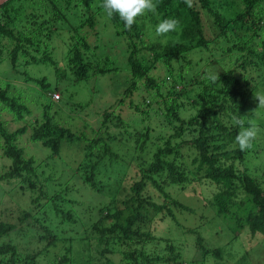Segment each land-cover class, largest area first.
Wrapping results in <instances>:
<instances>
[{
    "label": "trees",
    "instance_id": "16d2710c",
    "mask_svg": "<svg viewBox=\"0 0 264 264\" xmlns=\"http://www.w3.org/2000/svg\"><path fill=\"white\" fill-rule=\"evenodd\" d=\"M155 2L156 11L138 17L130 30L125 29L118 14L107 16L102 0L97 7L91 0H7L0 5V53L7 52L14 69L25 56L30 58L27 64L54 66L57 78L66 75L67 69L57 66L50 46L63 30L67 31L66 39H62L67 44L65 58L73 73L68 75L72 79H88L91 74L104 75L119 69L109 55L97 53L100 45L92 44L88 38L89 30L93 29L96 41L100 40L98 16L105 13L116 37L125 46L126 65L123 67L130 79L118 102L125 104V98L130 97V107L146 121L142 131L135 130V145L145 150L148 141L158 144L152 160L139 171L141 175L137 174L140 178H133L129 189H122L125 197L117 199L115 196L121 190L110 189L106 184L113 180L119 185L122 171H116V178L106 181L98 175V167L106 155L113 164L119 157L110 143L115 139L110 135V123L125 127V122L110 109L103 113L100 131L107 135L88 140L85 160L78 165L80 171H73V175L79 173L84 187L93 193L111 195L110 200L96 210V220L86 224L81 232L76 225L77 218L67 206L70 200L65 194L69 189L57 190L58 184L52 175L42 180L41 175L46 170L39 171L35 158L27 157L19 144L20 135L31 131V139L41 141L57 156L65 142L87 139L85 134H78L56 119L62 107L48 94L60 93L61 83L47 76L33 77L28 70L21 74L40 84L36 92L47 99L43 112L31 121L26 118L31 112L27 103L19 94L11 93V82L0 79V114L7 110L17 121H25L22 127L11 131L0 120L3 156L11 160L0 180L19 181L22 188L29 190L34 206L23 211L18 223L0 219V264H212V260L221 264H252L246 252L230 258L224 255L223 245L209 247L201 236H196L194 244L189 246L201 253L200 261L186 255L175 242L162 248L147 224L167 204L154 201L145 192L152 184L169 197L164 189L166 184L185 187L205 178L218 186L214 206L221 217L229 219L230 232L225 233L232 238L230 248L238 236L235 228L242 229L246 224L252 237L264 233V185L252 172L264 171L255 162L259 157V141L256 136L250 149L240 151L235 137L241 129L233 120L234 116L240 117L245 121L244 127L255 124L254 109L250 108L255 106L254 95L264 86L256 75L264 73V40L258 48L253 41L264 28V0H191V7L185 0ZM167 18L179 22L177 30L157 36L156 25ZM247 33V40H240ZM173 36L181 42L177 45L170 39L172 46H168L166 41ZM228 60L231 62L227 65L224 62ZM162 63L167 68L165 79L153 72ZM222 65L224 69L215 70ZM205 74H218L219 78L212 81L205 78ZM136 95L142 96L143 101L152 98L155 102H136ZM184 96L191 99L192 108L189 102L182 100ZM52 109L56 110L52 112ZM187 112L189 115H184ZM160 115L163 120L158 119ZM153 117L165 126V131L154 134L158 135L156 138L152 132L158 124L152 125ZM259 119L264 120H256ZM186 147L195 152L192 163L197 167L194 170L187 164ZM95 149L98 158L93 161ZM202 172L203 176L198 179L197 174ZM173 201L179 207L190 209ZM237 204L246 206L242 208L244 214L232 211ZM166 208L168 214L176 218L172 208ZM49 212L55 213L56 223L48 216ZM23 222L27 227L20 229ZM65 225L71 226L74 235L68 234ZM13 232H17L19 240ZM153 243L156 245L153 248L148 246Z\"/></svg>",
    "mask_w": 264,
    "mask_h": 264
},
{
    "label": "rangeland",
    "instance_id": "374dc122",
    "mask_svg": "<svg viewBox=\"0 0 264 264\" xmlns=\"http://www.w3.org/2000/svg\"><path fill=\"white\" fill-rule=\"evenodd\" d=\"M91 1L95 7L101 5V0ZM98 17L100 24H98L97 27L101 34L100 40L96 41L93 29L89 30L88 38L92 44L97 43L100 45V49L96 50L97 53L103 56L109 55L114 61V65L119 67V69L110 71L104 75L91 74L88 79H72L71 76H68L73 75V73L65 58L67 54V44L64 43L62 37L64 40L66 39V30L61 31V36L58 35L59 37H57L52 46H50L53 58L57 61V66L61 69L64 67L67 69V74L59 76L58 78L55 75L54 66L40 63L27 64L25 62L30 58L25 56L21 59L22 62H20L17 69H14L9 63L7 52L0 53V79H3L5 83L11 82L13 85L11 93L16 95L19 94L21 99L29 106L31 112L26 114L27 120L33 121L37 115L43 112V104L47 102V99L36 92L37 89H40V84L35 81L27 80L25 76L21 75L25 70H28L33 77L43 78L47 76L49 80H59L61 83L59 92H62L60 99L53 95L56 91L48 94L54 102L59 103L62 107L57 113L56 119L72 128L78 134H85L87 137L86 140L80 142H65L60 155L57 156H53L52 150L49 147H45L41 141L31 139V131L19 137V144L24 148L25 155L35 158L39 171L46 170V173L41 175V179L44 180V178L52 175L58 184L57 190L65 187L69 189L65 194L66 198L70 200L67 206L77 218L78 222L76 225L79 226L81 232L85 230L86 224L96 220V210L103 203L109 201L111 195V193L106 194V196L93 193L91 190L84 187L83 178H81L79 173L73 175V171H80L78 165L81 161L85 160L86 144L88 140L105 134L104 131H100L103 113L107 109H110V111H114L117 115L123 117L125 122V127H116L110 123V135L112 137L115 136V139H112L110 143L112 144V150L117 153L119 157L113 164V162L110 163L111 159L109 155H106V159L98 167V171H100L98 175L102 180L104 179L106 181L117 176L116 171H122V174L119 176L122 182L119 185L113 180L106 184L110 189L116 188L121 190V192L115 196L117 199L121 200L125 197L126 192H122V189L127 188L128 190L133 182V178H140L141 174L139 171L141 169L143 170L144 167L148 165V162L152 160L153 151H155L158 145L148 141L145 150H141L138 145H135L133 139L135 130L139 129L142 131L146 121L141 119L142 115L140 113L130 107V97L125 98V104L118 102V98L122 96L124 89L130 84L129 74L123 67L124 64L126 65V53L123 51L125 46H123L124 44L120 38L116 37L115 29L106 14L104 13ZM260 31V36L253 41L254 46L257 48L261 46L264 40V28ZM248 37L249 33L244 34L240 40H247ZM170 39H173L172 43L175 42L177 45L181 42L180 38L173 36L166 41L168 46H172L169 41ZM229 62L231 61L228 60L224 63L228 65ZM164 65L163 63L159 64L157 66L158 68L153 71L157 77L163 79L167 77V68ZM232 65L234 64L232 63ZM224 68L225 65H222L215 68V70L217 71ZM211 69L209 66L208 70L211 71ZM262 69H264V66ZM256 75L259 81L264 83L263 71L261 74L256 73ZM258 93L264 94V86L261 85V91ZM182 100L189 102L190 108L194 106L191 99L186 96H184ZM135 101H143L142 96L136 95ZM145 101L146 103L150 101L152 104L155 102H153L152 98H148L147 100L144 99L143 102ZM254 103L255 106L251 107V110H255L258 106L257 100H254ZM55 110L56 109H52V112ZM195 111L196 110L193 111L192 109V112ZM162 113L163 112H159V114ZM184 115H189V113H184ZM159 117L158 119L163 120V115ZM257 118H264V108H257L253 113L252 119L255 123L254 126L258 130L257 140L259 142H257L260 148L259 157L255 159V162L261 169H264V137H260V134H264V120L259 119V121H257ZM153 119L155 121L152 122V125L158 124L155 126V131L152 132L153 138H156L159 132L165 131V126L163 123H158L155 117H153ZM0 120H2L11 131L22 127L25 123V121H17L15 116L7 112V110L1 111ZM155 122H157V124ZM127 124H129L128 127H126ZM258 126H260V128ZM154 134L158 135L155 136ZM3 145L4 140L0 135V175L11 163L8 157L3 156ZM95 151L96 154L93 157V161L98 158L97 149H95ZM184 154L187 164L194 170L197 167V165L192 163L195 152L186 147L184 148ZM252 172L264 185V171H259V169H257V171ZM197 175L199 179L203 176V172ZM110 176H112V178ZM164 189L169 194V197H166L163 192L159 191V189L152 184L148 185L145 192V194L150 195L154 201L160 204H167V206L163 208V211L154 215L153 221L147 224L150 225L148 228H151L153 234L157 237L156 241L159 242L158 244H161L162 248L170 242H175L181 245L186 255L192 256L195 259L197 258V261H200L201 253L198 250H192L189 246L194 244L196 236H201L203 238V243L209 247L223 245L225 247L224 255H230V258L235 255V257H239L246 252L252 264H264V233L252 237L246 224L242 229L233 228L238 233V236L237 239L233 241V247L230 248L232 238L225 233L227 231L230 232L227 226L229 219L221 217L217 208H215L216 206H214L215 196L218 192V186L215 183L202 178V180L192 181L185 187L179 184H166ZM29 194V190L22 188L19 181L0 180V219L18 223L20 221L19 216L23 214V211L34 208ZM173 200L185 204L190 207V209L177 206ZM166 207L172 208L176 218H172L168 214ZM242 208H246V206L240 207L239 204H237L232 208V211L235 210L244 214ZM54 214L53 212H49L48 216L56 223L57 218ZM19 227L20 229L27 227L26 222L20 224ZM70 227L69 225H65L68 234L74 235V230ZM13 233L19 240L17 232ZM155 243L148 246L153 248L156 246ZM93 245H96V242H94ZM229 251H232V254H230ZM115 259L119 260L118 257H115ZM41 260L44 262L46 258L45 260L41 258ZM211 263L221 264L220 261L216 262L215 260H212Z\"/></svg>",
    "mask_w": 264,
    "mask_h": 264
},
{
    "label": "clouds",
    "instance_id": "9594fccd",
    "mask_svg": "<svg viewBox=\"0 0 264 264\" xmlns=\"http://www.w3.org/2000/svg\"><path fill=\"white\" fill-rule=\"evenodd\" d=\"M185 3L191 7V0H185ZM101 6L108 17L118 14L120 20L124 23L125 29L128 30L136 23L138 17L148 12L154 13L157 8L155 0H102ZM178 25L179 22L175 19H163L155 27L156 35L163 36L169 32L176 31ZM205 78L215 81L219 78V75L208 76V74H205ZM254 99L258 101L257 108H264V94L257 93L254 95ZM233 120L241 129L235 137V143L238 145L240 151H246L252 147V142L258 134V130L254 125L244 127L245 121L240 117L234 116Z\"/></svg>",
    "mask_w": 264,
    "mask_h": 264
},
{
    "label": "built area",
    "instance_id": "2783aa9c",
    "mask_svg": "<svg viewBox=\"0 0 264 264\" xmlns=\"http://www.w3.org/2000/svg\"><path fill=\"white\" fill-rule=\"evenodd\" d=\"M54 95H55V97L58 98V99H59L60 96H61L60 93H55Z\"/></svg>",
    "mask_w": 264,
    "mask_h": 264
},
{
    "label": "water",
    "instance_id": "95a60500",
    "mask_svg": "<svg viewBox=\"0 0 264 264\" xmlns=\"http://www.w3.org/2000/svg\"><path fill=\"white\" fill-rule=\"evenodd\" d=\"M5 1H7V0H0V5H1L2 3H4Z\"/></svg>",
    "mask_w": 264,
    "mask_h": 264
}]
</instances>
